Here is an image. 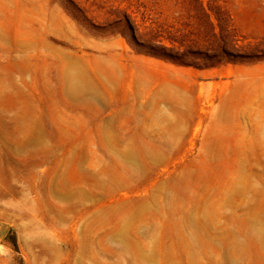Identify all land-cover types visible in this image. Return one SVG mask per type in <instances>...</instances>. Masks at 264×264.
<instances>
[{
	"label": "rangeland",
	"instance_id": "rangeland-1",
	"mask_svg": "<svg viewBox=\"0 0 264 264\" xmlns=\"http://www.w3.org/2000/svg\"><path fill=\"white\" fill-rule=\"evenodd\" d=\"M0 264H264V0H0Z\"/></svg>",
	"mask_w": 264,
	"mask_h": 264
}]
</instances>
